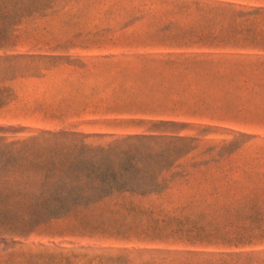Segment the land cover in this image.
I'll return each instance as SVG.
<instances>
[{"label": "rangeland", "instance_id": "obj_1", "mask_svg": "<svg viewBox=\"0 0 264 264\" xmlns=\"http://www.w3.org/2000/svg\"><path fill=\"white\" fill-rule=\"evenodd\" d=\"M0 264H264V0H0Z\"/></svg>", "mask_w": 264, "mask_h": 264}]
</instances>
